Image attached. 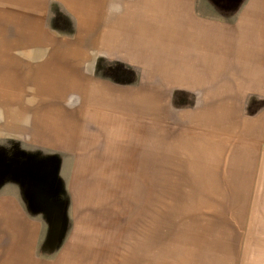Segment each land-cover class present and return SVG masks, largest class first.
<instances>
[{
	"label": "rangeland",
	"instance_id": "374dc122",
	"mask_svg": "<svg viewBox=\"0 0 264 264\" xmlns=\"http://www.w3.org/2000/svg\"><path fill=\"white\" fill-rule=\"evenodd\" d=\"M6 5H0V45L15 44L19 50L33 42V35L29 33L32 24L39 23V5L16 0L9 3L7 11ZM53 7L50 5L56 26L63 21L62 28L69 29L72 24L68 16L62 12L61 16ZM140 28V24L136 28L130 24L128 33H139ZM37 32L41 34L36 37L40 43H62L64 39V35L54 38L44 31ZM152 35L150 38L154 41ZM169 37L167 30L159 35L163 42ZM70 42L75 41H67ZM140 50H154V46L149 42L126 43L112 48V53L99 54L93 66L97 72L105 64L104 69L111 78L126 81L122 84L95 81L93 93L97 98L105 94L98 112L108 123L112 117L126 116L135 126L129 137L119 134L124 126L96 127L95 120L96 126L77 132L76 139L71 128L66 147L28 143L22 137L10 138L6 133L24 126L27 119L23 121V112L5 104L8 99H0V191L9 184L15 185L25 214L39 223L24 229L22 237L20 228L0 227V264H54L61 254L69 255L72 264L252 263L243 253L246 244L240 242L245 240L238 236H241L240 229L222 226L234 217L239 219L244 214L250 218L261 213L251 209L247 214L235 209L221 212L228 204L238 206L239 197L201 194L202 181L183 155L182 144L170 148V138L177 134L170 131L174 129L170 124L180 128L170 122V111L181 115L188 101L182 89L185 84L179 77H197L201 71L215 69L183 64L170 66V53L168 57L163 53L162 65L139 66L136 73L128 70L127 73L134 75L130 78L124 68L132 65L131 58L141 55ZM81 59L79 56L78 60ZM6 63L0 60V67ZM228 68L241 74L255 70L256 66ZM143 75L148 82H138V77L141 79ZM170 75L174 77L171 84ZM4 86L10 84L7 77L0 76V88ZM124 86L128 93H137L124 98L119 93ZM56 88L64 90L62 85ZM152 88L164 99H155L149 91ZM82 89L80 85L79 95ZM245 102L250 109L247 105L244 114H256L264 106V100L252 105L249 100ZM88 119L89 116L83 117L92 126ZM136 132L143 138L137 139ZM63 137L66 138L65 133ZM112 144L118 152L131 149L133 158L115 159L110 150ZM210 224L221 226L214 228ZM10 240L13 242L9 243ZM19 247L31 250L21 253ZM79 251L84 257L75 254ZM220 255L222 260L217 258Z\"/></svg>",
	"mask_w": 264,
	"mask_h": 264
},
{
	"label": "crops",
	"instance_id": "0c3cea01",
	"mask_svg": "<svg viewBox=\"0 0 264 264\" xmlns=\"http://www.w3.org/2000/svg\"><path fill=\"white\" fill-rule=\"evenodd\" d=\"M24 1L39 5V23L30 27L33 42L19 50L15 49V44L0 45V60L7 61L0 67V76L7 77L10 84L0 88V99H8L5 104L23 112V121L27 120L24 126L16 127L6 136L19 140L22 137L28 143L44 146L66 147L71 128L76 139L77 132L95 127L96 120V127L124 126L119 134L129 137L135 126L126 116L112 117L109 124L98 112L105 94L98 99L93 93L95 81L126 83L111 78L104 69L105 64H101L102 69L97 72L93 67L99 54L112 53V48L126 43L149 42L154 46V50H140L141 55L130 59L132 65L124 68L130 78L134 75L127 73L128 70L136 73L139 66L162 65L163 53L167 57L170 53V66L183 64L215 69L201 71L197 77H179L185 84L182 89L188 101L181 115L170 111V122L180 127L170 124L174 128L170 131L177 133L170 138V148L182 144L183 155L202 181L201 194L239 197L238 206L228 204L221 212L235 209L247 214L251 209L261 213L250 218L243 214L239 219L224 220L228 225L222 227L240 229L241 236H238L245 239L240 242L246 244L243 252L246 259L251 260V264H264V106L256 114L243 113L248 105L246 100L250 105L264 100V0H242L240 7L241 0ZM13 2L16 0H0V5L7 4V11L9 3ZM50 5L55 6L52 10L57 8L59 14L68 16L72 24L69 29L62 28L63 21L56 26ZM130 24L135 28L140 24V32L129 34ZM37 30L54 38L64 35L63 42L40 43V39L36 40L41 35ZM164 30L170 33L166 42L159 38ZM254 66L255 70L241 74L228 68ZM144 75L141 79L137 76L138 82L145 80ZM173 80L170 75V84ZM56 85H62L64 90L59 91ZM80 85L83 89L79 95ZM149 91L155 99H164L156 89ZM119 93L128 98L137 91L128 93L124 86ZM84 116H89L92 126L83 120ZM134 135L137 139L143 138L137 132ZM110 150L115 159L119 156L124 161L133 158L131 149L118 152L113 146ZM249 197L252 198L249 200ZM253 197L256 198L253 200ZM38 224L25 214L15 185L9 184L0 191V227L20 228L22 237L24 229ZM19 249L21 253L31 250L30 247ZM75 254L84 257L80 251ZM217 258L222 260L223 256ZM54 264H72V261L69 255L61 254Z\"/></svg>",
	"mask_w": 264,
	"mask_h": 264
}]
</instances>
